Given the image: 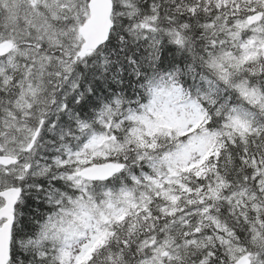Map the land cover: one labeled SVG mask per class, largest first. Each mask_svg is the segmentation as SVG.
Returning <instances> with one entry per match:
<instances>
[{"label": "snow or ice", "instance_id": "6c2138e0", "mask_svg": "<svg viewBox=\"0 0 264 264\" xmlns=\"http://www.w3.org/2000/svg\"><path fill=\"white\" fill-rule=\"evenodd\" d=\"M0 264H264V0H0Z\"/></svg>", "mask_w": 264, "mask_h": 264}]
</instances>
